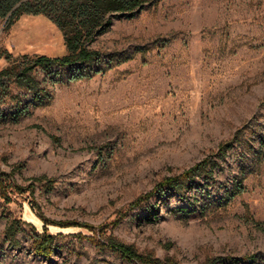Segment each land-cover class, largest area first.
<instances>
[{
  "label": "rangeland",
  "instance_id": "obj_1",
  "mask_svg": "<svg viewBox=\"0 0 264 264\" xmlns=\"http://www.w3.org/2000/svg\"><path fill=\"white\" fill-rule=\"evenodd\" d=\"M93 47L112 67L78 81L39 72L52 97L18 120L15 101L0 103V172L24 187L53 180L0 194V264H134L109 238L179 264H264V0H162L116 18ZM65 52L46 16L0 19V69L7 54ZM226 142L189 199L158 203L155 220L144 217L155 196L132 208ZM12 219L24 221L18 246L4 235ZM44 232L49 258L34 251Z\"/></svg>",
  "mask_w": 264,
  "mask_h": 264
},
{
  "label": "trees",
  "instance_id": "obj_2",
  "mask_svg": "<svg viewBox=\"0 0 264 264\" xmlns=\"http://www.w3.org/2000/svg\"><path fill=\"white\" fill-rule=\"evenodd\" d=\"M162 0H0V19L6 20V27L10 28L23 15H44L49 18L62 32L66 52L61 56L23 55L13 58L6 55L8 64L0 69V103L7 100L15 101L13 116L18 120L30 113L31 105H42L49 101L52 92L49 86L39 78V72L47 76L54 73H66L69 81L89 79L104 72L102 66L110 65L112 59L105 58L104 53L93 47L99 36L105 34L119 17L132 18L146 7L157 4ZM16 86L31 95V101H24L19 94H15L12 87ZM231 142L223 143L217 152L205 156L203 159L185 169L177 175L166 177L156 184L153 190L139 196L130 205L140 206L153 196L157 204L150 206L145 218L155 220L158 215V203H166L173 197L189 199L191 192L199 188V180H214L215 170L219 167V160L224 158ZM28 186L19 185L11 173L0 172V194L7 202L11 201L9 191L24 193L35 191L36 182H45L51 188L52 179L46 175L35 177ZM243 191L242 185L237 184L229 195H237ZM35 207V205H33ZM196 207L180 208L177 211L192 213ZM43 220V214L39 213ZM24 221L12 219L5 231V239L18 246L16 235L22 230ZM62 226L72 224L59 222ZM55 236L48 232L34 234V251L49 258ZM108 246L118 252L126 260L134 264H179L172 258L161 260L148 254L138 252L133 246L121 243L113 238L108 239ZM254 256H250L253 258ZM237 263V262H236Z\"/></svg>",
  "mask_w": 264,
  "mask_h": 264
}]
</instances>
